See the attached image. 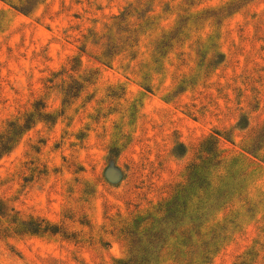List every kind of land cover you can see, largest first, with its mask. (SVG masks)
I'll list each match as a JSON object with an SVG mask.
<instances>
[{
    "label": "rangeland",
    "instance_id": "rangeland-1",
    "mask_svg": "<svg viewBox=\"0 0 264 264\" xmlns=\"http://www.w3.org/2000/svg\"><path fill=\"white\" fill-rule=\"evenodd\" d=\"M0 264H264V0H0Z\"/></svg>",
    "mask_w": 264,
    "mask_h": 264
},
{
    "label": "trees",
    "instance_id": "trees-1",
    "mask_svg": "<svg viewBox=\"0 0 264 264\" xmlns=\"http://www.w3.org/2000/svg\"><path fill=\"white\" fill-rule=\"evenodd\" d=\"M196 166H198V165H196ZM196 166L194 165L195 169H196ZM195 169H194V170H195ZM225 198H226V197H222L221 199H219V201H220V205H221V206H224V207H225V204H226V202H227ZM200 218H201V219H202V218L204 219V215L200 216Z\"/></svg>",
    "mask_w": 264,
    "mask_h": 264
}]
</instances>
